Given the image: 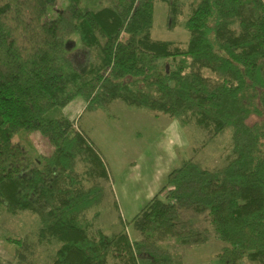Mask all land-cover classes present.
<instances>
[{"label":"trees","instance_id":"trees-1","mask_svg":"<svg viewBox=\"0 0 264 264\" xmlns=\"http://www.w3.org/2000/svg\"><path fill=\"white\" fill-rule=\"evenodd\" d=\"M162 1L172 24L177 0ZM193 1L182 49L152 38L154 0H0V210L39 218V245H58L51 264H172L158 242L208 240L180 232V210L209 219L219 264L264 262V0ZM74 37L88 54L82 69L68 52ZM79 96L88 108L161 113L210 139L231 129L232 156L222 169L188 159L173 170L130 224L141 241L95 231L86 215L103 201L106 168L73 120L51 116ZM34 133L50 155L14 140ZM13 243L24 263L30 245Z\"/></svg>","mask_w":264,"mask_h":264},{"label":"rangeland","instance_id":"rangeland-1","mask_svg":"<svg viewBox=\"0 0 264 264\" xmlns=\"http://www.w3.org/2000/svg\"><path fill=\"white\" fill-rule=\"evenodd\" d=\"M193 3V0H177L176 21L171 24L170 5L162 0H154L152 38L171 42L174 47L186 48L190 33L185 23L192 12ZM61 7L62 3L59 2L50 10V16L53 17ZM73 39L68 52L78 68L82 69L87 64L88 54L78 39ZM180 61L177 59L176 62ZM205 75L209 76L210 73L205 72ZM51 116H67L73 120L75 128L87 137L106 168L108 179L102 181L103 201L88 212L86 218L94 222L95 231L102 230L110 235L124 230L133 243L142 239L130 226L132 220L149 203L152 190L165 183L168 175L179 168L183 161L193 159L207 169H222L232 156L231 129L210 139L205 130L194 124L184 128L178 120L145 108L130 107L122 101L113 102L105 111L95 106L88 108L87 98L79 96L65 108L52 112ZM170 121H177L181 126V133L185 136L182 146V138L174 134L170 127L166 129ZM257 122L256 117H250L247 121L249 125ZM14 140L35 156H48L53 152L49 141L38 133L21 134ZM170 151L175 152L176 159L169 155ZM179 214L180 232L195 229L205 233L208 240L198 245L183 246L177 238H167L156 244L158 253L167 256L172 264H219L217 254L223 245L217 239L209 219L187 210H180ZM39 227V218L30 212L11 216L0 210V264H51L58 245H39ZM14 240L30 245L29 250L24 251V263L18 259ZM243 264L264 262L245 260Z\"/></svg>","mask_w":264,"mask_h":264},{"label":"crops","instance_id":"crops-1","mask_svg":"<svg viewBox=\"0 0 264 264\" xmlns=\"http://www.w3.org/2000/svg\"><path fill=\"white\" fill-rule=\"evenodd\" d=\"M168 124V127L166 126V129L167 128H169L170 127V129H172V131H173V133L175 134H177V136L181 139L182 138V141H181V144H180V146H182L183 144H184V140H185V136L181 133V131H182V129H181V126H180V124H179V122H177V121H170V122H168L167 123ZM171 143V142H170ZM183 148V147H182ZM172 152H173V154H172ZM169 153V155L173 158V160L174 159H176V156L174 155L175 154V152L174 151H170V152H168ZM169 176V175H168ZM167 179H168V177H167ZM166 183H167V180H166V182L165 183H163L162 185H159V187L157 188V189H155V190H152V195H150L151 197V199H149L150 201L157 195V194H159V192L161 191V189L166 185ZM157 192V193H156ZM154 194H155V196H154ZM154 196V197H153ZM149 201V202H150ZM148 204V203H147Z\"/></svg>","mask_w":264,"mask_h":264}]
</instances>
